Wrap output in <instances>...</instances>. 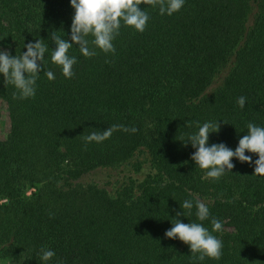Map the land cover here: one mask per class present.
Returning <instances> with one entry per match:
<instances>
[{"label":"trees","instance_id":"trees-1","mask_svg":"<svg viewBox=\"0 0 264 264\" xmlns=\"http://www.w3.org/2000/svg\"><path fill=\"white\" fill-rule=\"evenodd\" d=\"M140 7L149 15L143 32L121 22L114 54L90 44L97 54L86 58L74 45L65 78L51 61L52 36L72 43L70 0H0V51L48 46L34 97L14 98L0 74V264H264L258 156L233 157L234 168L213 180L184 143L217 121L206 146L235 150L249 123L264 127V0H185L171 16ZM114 124L137 131L85 144ZM195 198L209 219L199 221L195 206L178 219L209 231L218 219L219 260L194 261L187 244L165 237ZM42 249L55 256L43 261Z\"/></svg>","mask_w":264,"mask_h":264},{"label":"clouds","instance_id":"clouds-1","mask_svg":"<svg viewBox=\"0 0 264 264\" xmlns=\"http://www.w3.org/2000/svg\"><path fill=\"white\" fill-rule=\"evenodd\" d=\"M185 0H70L71 7L75 10L71 24L72 43L56 36L53 33L52 40L55 50L52 51L51 61L62 68L65 78H71L74 73L73 65L77 62L75 56H69L68 52L74 45L79 47L80 53L91 58L97 53L90 49L89 45H94L105 54L115 53L113 40L119 35L121 22L125 26L132 27L138 32L146 29L149 21L148 13L141 5L158 7L161 15L178 12L184 5ZM93 39L90 41L88 37ZM26 51L21 55L12 56L7 51H0V74L3 75L4 83L13 85L19 96L14 92V98L27 99L35 96L36 81L39 73L43 69V60L48 46L41 40L35 43L24 45ZM44 71V69H43ZM44 74L51 81L55 79L52 71H45ZM246 98L241 96L237 100L239 107L243 108ZM226 123V122H224ZM220 125L216 122H205L199 126L198 132L190 135L185 145L190 143L195 149L191 159L195 164L206 171V176L213 180H219L225 171H231L234 164L231 162L235 157L242 163H252L251 156L245 152L254 153L258 156L255 161L253 174L264 176V127L256 126L253 123L247 125V134L239 139L235 150L226 147L223 143L206 146L209 134L218 132ZM123 130L135 133V127L127 128L123 125H112L102 132H92L84 137L85 144L89 142H103L109 139L114 131ZM196 208V217L199 221L208 220L210 212L207 204L195 198L185 200L181 207L185 212H177L176 220L172 227L165 232L168 239H179L187 244L194 261H203L205 257L219 260L222 256L223 243L213 232L222 230V223L216 219H211L212 230L204 227L202 223H182L178 219L180 216L192 215V209ZM41 259L48 261L55 256L52 250L42 249Z\"/></svg>","mask_w":264,"mask_h":264},{"label":"rangeland","instance_id":"rangeland-1","mask_svg":"<svg viewBox=\"0 0 264 264\" xmlns=\"http://www.w3.org/2000/svg\"><path fill=\"white\" fill-rule=\"evenodd\" d=\"M7 118L5 115V108L3 104L0 102V132L3 130L4 126L6 125ZM6 264V263H2Z\"/></svg>","mask_w":264,"mask_h":264}]
</instances>
